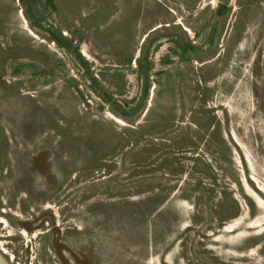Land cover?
Masks as SVG:
<instances>
[{"label": "rangeland", "instance_id": "obj_1", "mask_svg": "<svg viewBox=\"0 0 264 264\" xmlns=\"http://www.w3.org/2000/svg\"><path fill=\"white\" fill-rule=\"evenodd\" d=\"M0 254L264 264V0H0Z\"/></svg>", "mask_w": 264, "mask_h": 264}, {"label": "trees", "instance_id": "obj_2", "mask_svg": "<svg viewBox=\"0 0 264 264\" xmlns=\"http://www.w3.org/2000/svg\"><path fill=\"white\" fill-rule=\"evenodd\" d=\"M25 13H26V18L30 17V15L26 12V10H25ZM28 19H29V18H28ZM60 37H61V38H56V37H55V38H53V40H54L58 45H61V46L65 45V46L67 47V45H66V44H67V43H66V38H65V37H62V36H60ZM77 56H78L80 62L84 64L85 62L83 61V59L81 58V56H80L79 53H77ZM136 61H137V65H138L137 74H138L139 78L142 79V82H143V83H142L143 94H142L141 100L139 101V105H140V103H142V101L145 99V97H146V95H147V92H148V90H149L148 71L150 70L151 65H150V63H149V64H144V63H143V58H137ZM115 76H116V78L119 76L120 79H122V77H123L122 75H120V73H118V72H116V70H114V72H112V73L110 74V77L112 78V79H111L112 81H113V78H114ZM102 78H105V79H106V77H102ZM90 80H91V84L89 83L90 86H92L93 84L97 83L96 80H95V78H92V77H91ZM108 81H109V80H108ZM112 81H109L108 84L112 83ZM120 81H121V80H120ZM113 83H114L115 86L118 88V84H117L116 82H114V81H113ZM110 85H111V84H110ZM102 99H103L105 102H107V103H109V104L111 105V110H112L116 115H119V116L122 117V118H126V116H127L128 114H127L124 110H122V109L120 108V104H119V102H117L116 99H113L111 94H110L109 96H106V97H103V96H102ZM112 105H113L114 107H112ZM139 105H137L136 108L133 109V110L135 111L136 109H138Z\"/></svg>", "mask_w": 264, "mask_h": 264}, {"label": "water", "instance_id": "obj_3", "mask_svg": "<svg viewBox=\"0 0 264 264\" xmlns=\"http://www.w3.org/2000/svg\"><path fill=\"white\" fill-rule=\"evenodd\" d=\"M0 264H6V261L3 259L1 254H0Z\"/></svg>", "mask_w": 264, "mask_h": 264}]
</instances>
